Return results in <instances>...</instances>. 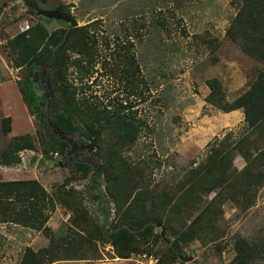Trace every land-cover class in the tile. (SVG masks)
Here are the masks:
<instances>
[{"label": "rangeland", "instance_id": "374dc122", "mask_svg": "<svg viewBox=\"0 0 264 264\" xmlns=\"http://www.w3.org/2000/svg\"><path fill=\"white\" fill-rule=\"evenodd\" d=\"M39 3L43 9L60 6L71 15L75 26L96 22L91 29L96 38L97 56L84 93L90 94L89 100L109 110L116 102L127 103L129 107L123 112L134 117V121L144 122L134 142L119 154L131 169L125 170L120 165V193L136 182L154 191L173 187L190 168L204 162L210 144L223 150L244 132L241 109L222 112L204 100L208 93L207 79L215 77L224 98L233 100L247 89L258 71H264V63L244 54L224 33L238 0H39ZM35 22H40L47 32L68 25L62 20L35 15L22 0H0V83L8 82L18 88L25 70L12 66L4 45L15 33ZM117 48L121 49L116 53ZM124 55H130L132 61L127 62ZM77 57L70 54L71 60ZM135 65L138 69L128 81V73ZM40 69L32 79L38 94L43 92L42 87L36 86ZM65 75L79 85V74L73 65L67 66ZM40 103L41 100L39 106L45 109ZM3 108L0 101V119L4 116ZM24 111L26 116L14 106L13 122L10 119L9 125L12 124L13 133L31 136L33 151L43 154V163L37 166L17 163L11 170H2L0 180L36 179L53 200L45 226L55 239L66 241L63 246L70 240L76 242L77 233H86L91 228L87 215L92 223L106 230L117 216L111 198L105 193L102 174L93 176L96 188L72 164L74 153L62 154L70 157L67 163L59 153L53 158L56 145L51 144L33 109L30 113L24 104ZM11 138L0 127V152ZM110 142V131L106 129L101 133V147L108 157L111 156ZM22 153L27 162L25 151H19L18 155ZM54 159L60 160L61 165L57 166ZM231 164L241 169L244 160L235 155ZM244 189L242 197L248 195L249 189ZM65 192L74 200L68 199ZM212 194L202 196V201ZM226 197L215 220L211 241L192 239L177 250L164 241L147 239L148 252L121 258L108 242L94 238L87 246L96 251L92 254L87 250L86 259L54 261L43 256L45 264L115 261L122 264H264V177L251 206L243 207L241 196L237 201ZM194 207L181 208L179 216L174 217L171 227L164 232L168 240L175 237L183 221L187 223L193 217ZM200 207L196 204V208ZM153 232L159 233V227L154 226ZM48 236V232L40 229L0 222V264H18L25 247L33 251L44 248ZM240 244L242 248L237 256ZM176 250L191 259H179Z\"/></svg>", "mask_w": 264, "mask_h": 264}, {"label": "trees", "instance_id": "16d2710c", "mask_svg": "<svg viewBox=\"0 0 264 264\" xmlns=\"http://www.w3.org/2000/svg\"><path fill=\"white\" fill-rule=\"evenodd\" d=\"M36 2L40 7L39 0ZM54 9L66 16L70 23L50 32H47L40 22L30 24L7 39L4 51L13 67H24V76L17 84L18 92L30 113L32 109L36 113L51 144L54 143L58 153L62 155L68 145L50 132L45 122L44 108L39 106V101L45 100L44 94L42 91L38 94L32 82L35 72L42 65L49 64L51 55V67H47L43 75L49 88V117L63 130L64 135L80 133L81 139L76 141H89L93 145L91 154L98 159L96 168L80 161H74L72 164L83 178L96 188L93 176L102 174L104 190L111 198L117 220L104 230L92 223L93 220L87 215L91 228L86 233H77L79 240L76 242L70 240L63 246L66 241L63 242V238L55 239L53 233L51 234L45 226L48 214L53 208L51 195L34 179L0 180V222H11L49 233L46 247L36 251L25 247L18 264H45L46 259L43 256H48L54 261L86 259L87 250H91L92 254L96 251L94 247L87 246L94 238L108 242L117 257L125 258L132 253L148 252L147 239L163 242L159 233L153 232L155 224H159L165 232L171 227L174 217L179 216L181 208H193L194 205L193 210L196 213L189 222L181 223L175 237L168 240L170 245L178 250L182 244L192 239L213 240L210 235L213 234L215 220L221 213V203L226 196L236 201L241 196L243 207H249L253 204L255 191L264 177V71H258L247 89L233 100L224 98L215 77L205 81L208 93L204 100L207 104L222 112L241 109L244 129L241 136L227 147H223V150L209 143L204 162L190 168L183 179L177 181L173 187L154 191L136 182L123 191L124 193H120V165L122 164L125 170L131 169L119 154L134 142L144 122L134 121V117L123 112V109L129 107L127 103L122 105L116 102L117 106L114 105L115 107L109 110L105 105L100 107L98 103L88 99L90 94H85L84 89L88 88L86 82L92 74L91 69L97 56L96 38L91 29L96 22L75 26L67 11L60 6ZM224 33L244 54L264 63V0H238L236 11ZM120 49L117 48L116 53ZM213 49L214 47L211 48ZM71 53L77 54L78 57L71 60ZM124 56L127 62L132 61L130 55ZM68 65H73L75 73L79 74V85L66 77ZM137 69L135 65V69L128 73V81ZM36 86L41 89L39 82ZM9 120V117L0 119L3 134L9 131ZM106 129L111 135L110 157L101 147V133ZM23 149H34L33 140L28 133L10 139L0 152V164L16 163L19 160L18 152ZM235 155L244 160L241 169H236L231 164ZM74 156L78 157L79 153H74ZM62 158L66 157L62 155ZM244 187L249 189L246 197H242L243 191L246 192ZM210 193L213 194L209 199L202 201V196ZM64 195L74 200L68 192ZM76 203L80 206L77 201ZM196 204L201 207L196 208ZM70 231L75 232L72 229ZM68 245L76 247L70 248ZM241 248L242 246L237 247V256L240 255Z\"/></svg>", "mask_w": 264, "mask_h": 264}, {"label": "water", "instance_id": "95a60500", "mask_svg": "<svg viewBox=\"0 0 264 264\" xmlns=\"http://www.w3.org/2000/svg\"><path fill=\"white\" fill-rule=\"evenodd\" d=\"M23 4L32 9L33 13L37 16H41L44 18H53L62 20L66 23H69L68 18L64 16L59 10L57 9H43L38 6L36 0H22ZM51 67V55L49 58V64L42 65L41 69L39 70V83L40 86L43 89L44 94V101L41 104V106L44 105V118L45 122L50 130V132L58 139L65 141L68 145V147L64 150V153L66 155H70L73 153H80V158H76L75 160L84 162L89 164L92 168H96L97 166V160L93 155H90V153L94 150L93 145L84 140L76 141V139H81L80 133H71L69 135H64L63 130L57 126L49 117V104H50V98H49V88L47 83L43 79V75L46 72V68ZM67 160H70V157L67 156ZM155 226L159 227V236L162 241H164L167 244H170L168 239L165 237L164 230L159 224H155ZM176 249V248H175ZM177 257L181 260H190L191 256H184L181 252H178L176 250Z\"/></svg>", "mask_w": 264, "mask_h": 264}, {"label": "crops", "instance_id": "0c3cea01", "mask_svg": "<svg viewBox=\"0 0 264 264\" xmlns=\"http://www.w3.org/2000/svg\"><path fill=\"white\" fill-rule=\"evenodd\" d=\"M0 91H1L0 92V101L2 103V106L4 107L3 108V112H4V116L3 117H9V119H11L10 121L12 123L13 122L12 121L13 118H12V115L11 114H12L13 107L14 106L15 107H19L21 109V111H22V114H24V112L26 113V111H24V103L22 101L21 95L18 92L16 86L14 87L13 84H9L8 82H6V83H0ZM231 111H234V110H231ZM228 112H230V111H228ZM26 115L27 114H24V116H26ZM9 127L10 128H9L8 134L11 137L17 136V135H21L22 132H19V133H13L12 132V124L9 125ZM33 150L34 149H32V150H29V149H23V150H21V151H25V154H27V156H28L26 158L27 162H25V158L23 159V154L24 153H22V155H19V160L16 163H13V164H0V173L2 172V170H5V169L11 170L12 169V165H15L17 163L18 164L19 163H23V166L26 165V164H30V166L31 165H36L37 166V165L42 164L43 163V160L42 159H44L43 154L40 153V152L37 154V152H34ZM55 152H57V150ZM80 157L81 156H80V153H79V156L78 157H75L74 159L80 158ZM53 158H57V157L54 156ZM68 161H70V160H67V161L65 160V163H67ZM75 161H78V160H75ZM53 162L57 166H60L61 165V161L58 160V159L57 160L54 159ZM26 167L27 166H25L24 168H26ZM3 173H5V172H3ZM114 263L115 264H122L119 261H115V262H104L103 264H114Z\"/></svg>", "mask_w": 264, "mask_h": 264}, {"label": "built area", "instance_id": "2783aa9c", "mask_svg": "<svg viewBox=\"0 0 264 264\" xmlns=\"http://www.w3.org/2000/svg\"><path fill=\"white\" fill-rule=\"evenodd\" d=\"M53 156H57V152L54 151V152H53Z\"/></svg>", "mask_w": 264, "mask_h": 264}]
</instances>
